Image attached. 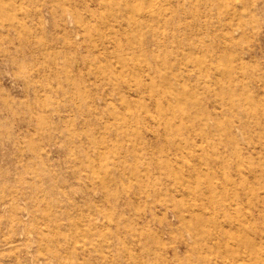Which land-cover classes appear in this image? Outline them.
I'll return each mask as SVG.
<instances>
[{
	"label": "rangeland",
	"instance_id": "374dc122",
	"mask_svg": "<svg viewBox=\"0 0 264 264\" xmlns=\"http://www.w3.org/2000/svg\"><path fill=\"white\" fill-rule=\"evenodd\" d=\"M0 264H264V0H0Z\"/></svg>",
	"mask_w": 264,
	"mask_h": 264
}]
</instances>
